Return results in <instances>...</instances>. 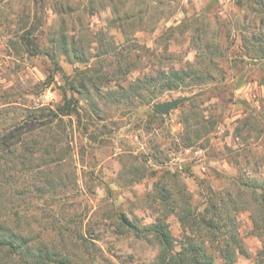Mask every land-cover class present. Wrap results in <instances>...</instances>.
Instances as JSON below:
<instances>
[{
  "label": "rangeland",
  "instance_id": "obj_1",
  "mask_svg": "<svg viewBox=\"0 0 264 264\" xmlns=\"http://www.w3.org/2000/svg\"><path fill=\"white\" fill-rule=\"evenodd\" d=\"M262 11L247 0H0V135L20 152L31 109L78 102L61 126L74 196L61 208L45 206L87 215L98 236L93 264L153 262L156 245L116 228L119 215L151 224L159 187L194 215L214 199L235 216L242 253L234 264H264V237L255 236L251 220L264 197V59L247 49L262 32ZM61 34L68 55L55 45ZM53 51V60L44 55ZM169 69L203 78L151 96L109 95ZM97 77L95 114L68 88L71 81L90 87ZM182 97L189 100L168 115L153 113L154 105ZM244 183L248 191H240ZM165 222L180 250L193 235L174 215Z\"/></svg>",
  "mask_w": 264,
  "mask_h": 264
},
{
  "label": "trees",
  "instance_id": "obj_2",
  "mask_svg": "<svg viewBox=\"0 0 264 264\" xmlns=\"http://www.w3.org/2000/svg\"><path fill=\"white\" fill-rule=\"evenodd\" d=\"M247 1L259 5L263 10L261 14L264 15V0ZM260 26L262 32L253 35L247 44V49L253 52L255 60L264 59V17L260 19ZM55 45H59L64 54L68 53L64 35L55 42ZM44 55L51 60L56 57L54 51L51 54L46 52ZM76 57L78 56L75 55ZM202 78L203 75H195L185 69L161 70L153 77L139 79L127 88H119L109 95H113L118 101L129 99L131 95L138 97L142 92L150 93L151 96L156 90L158 92L177 90L187 80ZM95 80H100V77L94 78L90 87L81 81H71L68 90L85 96L89 100L92 112L98 114L101 111L99 105L90 99L92 92L101 96ZM77 106L78 102L71 98L70 102L56 109L45 107L31 109L26 118L29 123L25 122L28 135L21 141L20 152L16 149L11 150L8 144L10 138L0 135L2 154L0 157L9 158L8 160L4 158V165H0V264L95 262L98 236L90 229L89 221L84 223L87 215L77 213L73 206L67 211L59 210L58 214L50 212L45 206L61 208L65 198L74 196L71 182L66 179L68 175L65 166L69 165L65 158L67 150L61 147L63 138L66 139V134L61 133V126L63 118L74 114ZM153 113L158 114L156 111ZM241 186L246 189L239 185L240 191L250 188L245 183ZM157 194L159 214L151 224L139 226L124 215L117 217L118 235L130 234L137 240L157 246L158 252L150 264L235 263L237 255L242 253L240 241L235 234V216L233 217L225 208H220L212 198L207 200L203 212L194 215L189 207L181 206L164 188L159 187ZM256 211L251 216L252 232L262 238L264 197L258 201ZM169 215L177 217L181 226L193 235L185 236L186 243L180 250L176 249L175 239L165 222ZM198 232L202 233L201 238ZM220 234H224L225 240L214 246L213 239ZM213 248L217 251L216 256L211 252ZM217 258L221 262H216Z\"/></svg>",
  "mask_w": 264,
  "mask_h": 264
},
{
  "label": "water",
  "instance_id": "obj_3",
  "mask_svg": "<svg viewBox=\"0 0 264 264\" xmlns=\"http://www.w3.org/2000/svg\"><path fill=\"white\" fill-rule=\"evenodd\" d=\"M188 100H189L188 97H182V98L174 99L171 101L156 104L153 106V108L157 113L165 116V115H168L170 111L175 109L177 106H179L180 104Z\"/></svg>",
  "mask_w": 264,
  "mask_h": 264
}]
</instances>
